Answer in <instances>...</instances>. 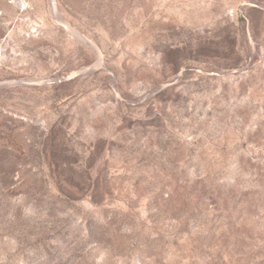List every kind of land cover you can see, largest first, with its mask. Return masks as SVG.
<instances>
[{
	"label": "rangeland",
	"instance_id": "rangeland-1",
	"mask_svg": "<svg viewBox=\"0 0 264 264\" xmlns=\"http://www.w3.org/2000/svg\"><path fill=\"white\" fill-rule=\"evenodd\" d=\"M0 264H264V0H0Z\"/></svg>",
	"mask_w": 264,
	"mask_h": 264
},
{
	"label": "bare ground",
	"instance_id": "bare-ground-1",
	"mask_svg": "<svg viewBox=\"0 0 264 264\" xmlns=\"http://www.w3.org/2000/svg\"><path fill=\"white\" fill-rule=\"evenodd\" d=\"M70 27V26H69ZM74 31V30H73ZM75 32V31H74ZM78 34V33H77Z\"/></svg>",
	"mask_w": 264,
	"mask_h": 264
}]
</instances>
